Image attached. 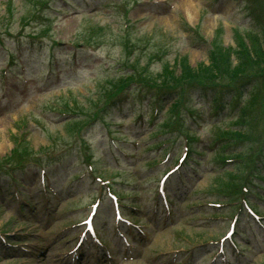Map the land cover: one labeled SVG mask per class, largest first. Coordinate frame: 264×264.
<instances>
[{
  "label": "rangeland",
  "instance_id": "obj_1",
  "mask_svg": "<svg viewBox=\"0 0 264 264\" xmlns=\"http://www.w3.org/2000/svg\"><path fill=\"white\" fill-rule=\"evenodd\" d=\"M131 1L128 0V3ZM147 1L150 0H138L137 5L141 2L146 5ZM5 2L0 0V37L5 39L0 45V158L11 153L17 133L22 132L24 141L21 148L26 152H37L35 157L40 160L51 161V171L57 174V189L63 186L68 192L60 193L55 210L46 212L41 204L31 213L26 209L24 217H21L16 210L18 203L13 205L7 194L11 187L0 188V229L7 233L10 240L28 241L27 249L31 252L23 256L0 245V264L59 263L57 236L81 217L83 206L98 194V186L93 179L95 175L109 179L113 190H120L119 184H115L117 181L128 183L125 185V205L135 204L136 209L132 213L125 207L122 213L147 227L145 231L150 244L148 249L143 245V252L136 253L138 256L135 259H119L118 262L114 260V263L104 264H186L187 255L184 252L176 257H172L170 252L188 248L182 243L185 241L217 240L234 211L227 206H210L211 203L225 202L226 198L213 191L217 179L225 178V174L221 173L222 168L213 159L212 150L205 148L204 141L209 142L211 138L208 128L198 129L194 134L198 138L196 149L202 152L200 157H195L198 161L203 158L197 167L196 178L187 182V192L183 193L185 188L171 192L170 215L165 219L163 213L159 215L153 211L157 180L165 170L163 165L158 164L165 147L156 149L153 145L155 122L151 121L155 112L152 109L157 107L156 115L161 116L159 108L163 104L161 110L164 113L167 105L161 102L164 89L156 91V86H153L140 91L141 85L131 83L124 95L104 105L102 111L97 112L96 103L98 95L109 89V81H116L106 82L108 77L127 72L122 61L134 68V76L137 73L139 78L149 77L151 81L158 82L163 80L157 75L160 62H168L165 68H172L178 75L179 66L176 63L173 65V62L177 57L185 58L198 74L196 77L205 79L214 72L216 78L205 80L228 81L231 70L222 67L224 60L221 56L235 60L233 66H245V58L238 50L242 46L237 42L251 45V37L244 34L250 33L247 30L253 27L247 21V11L237 1L230 3L229 0H163V4L156 7L135 5L127 12L120 0H44L38 5L34 0H12L15 10L9 19L13 21L12 25L8 27L12 38H8L5 35L7 21L3 16ZM45 12L49 14V19L55 17L52 23L43 17ZM124 17L133 22V33L138 38L134 41L135 45L128 46V49H125L123 40L120 41L123 33L120 24L124 22ZM236 27L244 34L240 40L234 38ZM213 38L220 48L215 52L217 69H213L212 65L210 67L209 43ZM83 42L91 44L82 45ZM155 51L164 55V59L151 56ZM260 58L258 66L251 64L244 69L245 74H258L264 68V57ZM22 61L25 65L23 79L19 77L22 73L17 67V62L22 64ZM146 65L152 71L151 75L147 74L149 71L144 72ZM198 69L210 73L199 72ZM232 87L227 88L231 90ZM169 91L167 89L166 93ZM172 91L176 93L177 90ZM254 92L253 98L258 95L260 99L250 105L256 112L251 114L248 122L252 125L251 132L261 133L264 127V108H260L263 103L260 100L264 99L263 77L256 83ZM208 94L209 98L217 95L214 89ZM69 107L71 109L66 112L70 113L66 115L56 112ZM192 109V117L197 112L206 117L209 104L193 97ZM192 117H187L186 127H189ZM78 121L80 128L77 129L74 126ZM173 132L175 130L169 133ZM169 137L175 135H163L159 139L163 141ZM111 138L116 147L110 143ZM180 141L182 139L176 138L169 142L168 146L173 147L171 156L177 154ZM257 148L258 142L255 143ZM118 149L135 159L124 161ZM257 156L264 162V153ZM32 158V155L29 156L23 170L16 173L18 178L20 174L21 177L26 174L29 183L37 186ZM58 162L66 167L61 168ZM86 163L93 165L91 176L84 172ZM226 167L233 169L232 166ZM81 173L83 177L78 178ZM0 180L6 182L7 176L1 175ZM257 191L264 194L257 188L253 190ZM34 195L38 196L36 190ZM102 196L104 202L97 219L98 222L109 220L111 226L112 212L106 196ZM253 200L259 205L258 210L264 213L263 202ZM54 204L55 199L49 196L47 206ZM161 210L162 207H159V212ZM243 224L245 221L239 223V231ZM105 234L109 237V232ZM255 237L258 244L263 245L264 232L257 231ZM238 248L244 255L241 259L240 255H234L238 261L240 259L238 264H264V245L258 252L240 245ZM204 251L207 250L199 249L200 255L192 264H212L206 259L200 261ZM226 252L227 258L228 253L233 255L229 247Z\"/></svg>",
  "mask_w": 264,
  "mask_h": 264
},
{
  "label": "trees",
  "instance_id": "obj_2",
  "mask_svg": "<svg viewBox=\"0 0 264 264\" xmlns=\"http://www.w3.org/2000/svg\"><path fill=\"white\" fill-rule=\"evenodd\" d=\"M250 42L251 45H245V43L243 41H241L240 43L238 42V45H241L242 48H238L240 56L245 58V62L243 63L245 66L242 68H238L239 65L237 64L235 67L234 66H230L229 64V59L225 56H221L223 58L224 61L221 62L222 67H225V69L227 70H231V75L229 76L230 78L234 79L236 76H238L239 73L244 72V69L249 67L251 64L253 65H257L260 61L261 58L260 57H264V36L259 39L256 36H253L250 38ZM216 49H220L218 47V45L214 46V50L215 52L217 51ZM215 52L212 53L211 57H210V67L213 66V69H217V65L216 63V57H215ZM221 60V59H218ZM215 62V63H214ZM229 63V64H228ZM182 65V63H181ZM212 65V66H211ZM252 65V66H253ZM198 71L200 72H205L204 70L198 69ZM194 73L196 74V72L193 71V69H191L189 67L188 64H186V62H184L183 67H182V76H191L194 75ZM205 73H210V72H205ZM198 74H196L195 76H197ZM215 73L211 72L208 76V78H216L215 77ZM204 78V77H203ZM126 79H122L121 81L125 82ZM124 84V83H122ZM119 89V84L114 88V92H116V90ZM238 123L242 124L245 121V114L240 115V117L238 118ZM231 131H229L231 134V136H234L235 138H237L238 140H245V138H247L246 133L243 132V130H237V131H232V129H230ZM226 131H223L221 134L225 133ZM244 133V134H243ZM221 136V135H220ZM240 142V141H239Z\"/></svg>",
  "mask_w": 264,
  "mask_h": 264
},
{
  "label": "bare ground",
  "instance_id": "obj_3",
  "mask_svg": "<svg viewBox=\"0 0 264 264\" xmlns=\"http://www.w3.org/2000/svg\"><path fill=\"white\" fill-rule=\"evenodd\" d=\"M192 3V2H191ZM188 6L190 5V4H187ZM190 9H191V7H190ZM187 10V9H186ZM189 11V10H188ZM188 14H189V12H187Z\"/></svg>",
  "mask_w": 264,
  "mask_h": 264
}]
</instances>
